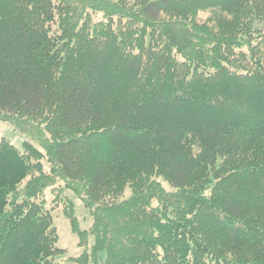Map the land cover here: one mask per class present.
I'll return each instance as SVG.
<instances>
[{"label":"trees","instance_id":"1","mask_svg":"<svg viewBox=\"0 0 264 264\" xmlns=\"http://www.w3.org/2000/svg\"><path fill=\"white\" fill-rule=\"evenodd\" d=\"M0 120V264H60V181L78 264H264V0H0Z\"/></svg>","mask_w":264,"mask_h":264},{"label":"rangeland","instance_id":"2","mask_svg":"<svg viewBox=\"0 0 264 264\" xmlns=\"http://www.w3.org/2000/svg\"><path fill=\"white\" fill-rule=\"evenodd\" d=\"M204 16H208L209 13H204ZM97 18H102V14H98ZM3 138H8L16 145L21 146L25 141L32 143L37 148L43 150L39 145L38 140L29 132L23 131L17 128L13 123L9 121L0 120V141ZM44 166L46 170L49 168V163L44 159ZM164 186L167 189H172L170 185L164 182ZM63 187V182L57 183L55 191L52 188H48L45 193L46 206L52 212L54 218V224L57 227L59 234L58 245L65 249L64 254H60L56 257V260L60 264H78L71 258L78 257L84 250L83 247L79 245V238L77 234L74 233L70 219L66 216L65 208L67 206V201L71 200L74 205V211L79 220L82 229H89L93 223V215L91 210L87 208L83 200L77 196L74 192L69 189H64L61 194L60 201L56 200V194L59 191L58 188ZM130 194V191H126V196ZM93 243V237H90L89 244Z\"/></svg>","mask_w":264,"mask_h":264}]
</instances>
